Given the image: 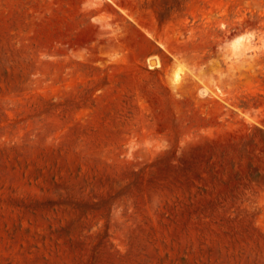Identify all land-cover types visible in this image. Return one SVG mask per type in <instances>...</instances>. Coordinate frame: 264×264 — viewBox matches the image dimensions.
<instances>
[{
  "label": "rangeland",
  "instance_id": "obj_1",
  "mask_svg": "<svg viewBox=\"0 0 264 264\" xmlns=\"http://www.w3.org/2000/svg\"><path fill=\"white\" fill-rule=\"evenodd\" d=\"M0 264H264V0H0Z\"/></svg>",
  "mask_w": 264,
  "mask_h": 264
},
{
  "label": "bare ground",
  "instance_id": "obj_2",
  "mask_svg": "<svg viewBox=\"0 0 264 264\" xmlns=\"http://www.w3.org/2000/svg\"><path fill=\"white\" fill-rule=\"evenodd\" d=\"M245 46H246V45H245ZM237 50H238V49H237ZM243 51H244V50H243ZM155 64H156V65L159 64V63H158V60L155 61ZM156 65H154V66H156ZM154 66H153V67H154ZM178 78H179V72L176 71L175 74H174V79L177 80ZM175 83H176V82H175Z\"/></svg>",
  "mask_w": 264,
  "mask_h": 264
}]
</instances>
